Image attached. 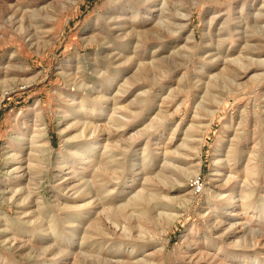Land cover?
<instances>
[{
  "label": "rangeland",
  "instance_id": "1",
  "mask_svg": "<svg viewBox=\"0 0 264 264\" xmlns=\"http://www.w3.org/2000/svg\"><path fill=\"white\" fill-rule=\"evenodd\" d=\"M261 2L0 0V264H264V67L236 73L243 92L255 90L246 96L205 88L225 59H242L245 42L264 62V40L250 39L242 22ZM242 6L249 9L238 20ZM178 9L188 16L160 46L152 35L158 17ZM227 33L232 37L217 51ZM192 41L194 51L183 48ZM169 57L161 76L144 70L134 78L141 62L156 66ZM145 87L151 88L145 111L112 129L106 141L113 104L128 105ZM213 92L225 95V102L204 130L197 158H184L188 167L200 161L197 175L185 184H160L164 150L186 152L182 141L192 138L184 134L196 135L206 122ZM168 94L173 97L165 100ZM159 109L164 120L117 154L122 171H102V164L97 169L111 141L124 145L155 121ZM235 131L237 171L230 173L224 156ZM252 150L260 154L255 181L244 173ZM95 174L101 176L93 179ZM9 180L21 189L13 199ZM93 180L104 186L102 203L87 193ZM242 189L251 191L246 209ZM140 194L137 206L126 204ZM173 209L179 214L171 222Z\"/></svg>",
  "mask_w": 264,
  "mask_h": 264
},
{
  "label": "bare ground",
  "instance_id": "2",
  "mask_svg": "<svg viewBox=\"0 0 264 264\" xmlns=\"http://www.w3.org/2000/svg\"><path fill=\"white\" fill-rule=\"evenodd\" d=\"M261 3H262V5H261V8L260 9L264 10V0H262ZM164 6H165V4H164ZM162 8H164V7H162ZM247 9H249V7H247V6H242L240 8V10H239L240 16L238 17V20H241L242 14ZM260 9L259 10H256L255 12L253 11V13H249L248 12L246 18H244V19L242 18V22H244L243 24H245L244 33L250 39H252V38H258V39L264 40V13L261 12ZM179 11L180 10L178 9L176 12H174V15H171L169 13L168 16L167 15L164 16L161 13V16L158 17V20H157L158 29H154L153 30L154 34H152V35H154V37H157L158 42L160 43V46L163 45V43L165 42V39L167 37H169V36H171L173 34H176V33H178L181 30L180 29L181 25H180V23H177V22H181V21H183V19L187 18L188 13L186 15H180L179 14ZM134 18H135V16H134ZM166 21L167 22H171V23H168L167 24V23H165ZM212 22H213V20L211 19L210 22H209L208 30H209L210 24ZM225 24L226 25L228 24V20L227 19H225L224 25ZM174 26L179 27L178 30H174L173 29ZM161 29L164 32H161ZM175 29H177V28H175ZM236 30H237V28L236 29L233 28V36H234ZM204 37H210V36H209V34H206ZM221 37H222V39H220L216 43V47H217L216 49H217V51L223 45L224 40L226 38L227 39H230V37H232V36L227 33L226 35H224V34L221 35ZM223 37H225V38H223ZM189 40H191V38H187V41H189ZM194 43L192 41V44H190V46L184 44L183 45V48H186L189 51H194L195 50V45H196V44L193 45ZM243 49H244V51H246V53L243 54V55H241ZM251 49L252 48H249L248 43L245 42V44H244L243 48L241 49V52H240V54L238 56V57L241 56L242 59L241 58H234L232 61H227L224 58L225 59V62H223V68H222L221 72L220 73H217L216 75H213L212 78H209L208 79V83L205 86V88L208 90L207 92H209V90H210L209 88L210 87L217 86L219 88L218 90L225 91L226 92V96L229 95L230 97L231 96H238L239 97L241 95H243V96L245 95L246 96L248 94L254 93L255 90L254 91H251L250 93H249V91L247 93L246 92H243L245 90L244 89V86L241 85V84H238L237 81H236V77H237L236 73L239 72L240 70L247 71L248 69H251L252 66H255V67L256 66H259V68H262V69L264 67V62H260L258 59H254L256 57L253 56L254 54L250 53L251 51H253ZM176 54L177 55H180V53H176ZM186 55H187V53H186ZM172 61H173V58L172 57H169L166 60H161L160 61L161 64L156 65V66H154V64H151L150 66H146L144 63H142L140 61L141 63L139 64V66H138V68L136 70L137 73L134 75V78L138 77V73H142L144 70H146V71H148V70L149 71L150 70H153V71L157 70L158 76H161L160 74H164L163 69H164L165 65H167V64L169 65L170 63H172ZM226 73L230 74L231 76H227ZM243 74H246V72H244ZM155 76H156V73H155ZM261 76H263V78H264V74H261ZM255 78H258V77H255ZM152 81L155 83L154 77H152L151 82ZM261 82H263V81L261 80ZM261 82H260V84H261ZM213 84H216V85H213ZM129 85H130L129 82H127V81L124 82L121 85V89L124 90L122 93H125V91H127L126 89H127V87H129ZM150 93H151V88L150 89H146V87H145V88H143L141 90V93L139 95L135 96L134 99L128 103V105L123 106V107L116 108L118 106V104H115V103L113 104V109L111 110L112 116H114L115 114H118V118L112 117V116L109 115L108 120H107L109 126H108V128L104 129L105 132H107V138L105 139L106 141H110L112 139V136H111V133L113 131L112 129L116 128V130H119V129L125 128L126 126H128V123L129 122H131L132 120H134L136 118V116H138L143 111L144 105L147 106V104H148V101H149L148 98H150V95H151ZM226 96L225 95H222L220 92H213L212 104L214 105V107H210L206 111L204 110L205 111V114H206V122L205 123H202V125H201L200 128H197L198 133L196 135H194V136L192 135V137H191L187 133L184 134L185 137L192 138L191 142H187V141L184 142V141H182L181 148L184 149V151H186L185 153L180 154L178 151L168 152L167 149L164 150V156L162 158L163 159V162H162L163 163V166L161 168V171L159 173H157V175H156L157 181H159L160 184L162 182V184L166 185L168 183H172L173 181L174 182L181 183V184H185V182H187L189 179H191L192 176L197 175L196 173L198 172V166H200L199 165V162L200 161H198V159H196L197 163L194 164V165H191V166L189 165V167H188L187 166L188 163L185 161L184 158H188L189 156H194V157L197 158V155L199 154V151H200L199 150L200 149V145H201V142L203 140V132L207 128V126L209 125V123L211 122V119H212L213 115L216 113V111L219 110L220 105H222L225 102L224 101V98ZM171 97H173V95L172 94H168L165 100L170 99ZM165 100H163L162 103H166ZM201 105H199L200 108H198V110H196V112H195V115L196 116L198 114L197 112L199 110H201L202 107H203ZM144 111H145V108H144ZM159 114L162 117L161 116L159 117ZM240 114L241 115H240L239 120H240V123L243 124L244 121H245V119H246V116L247 115H246V112L245 111H243V113H240ZM251 114L252 115H255V112L252 111ZM163 116L166 117L165 112L159 109V111L155 115V121H149L147 123V125H145L143 127V129L141 131H139V132L137 131L136 132V136L134 138L129 139V141H125L123 143L124 145H122V144H120L118 142H114V140L111 141L112 146H110L108 148H104V150H106L105 153H104V155H101V157L98 158L99 160L97 161V163H95V166L97 167V169L98 168L101 169L99 166L102 164L103 167H104V168H102V171L105 168L106 169H109V170L112 169V170H115V171H116V169H120L121 170L122 169V166H123L122 165L123 162L121 163L119 160H117L116 159V156H118L119 153H120V155H123V153L125 151H127V150L130 149V146L136 141L137 138H139L143 134L147 133L148 131L153 130L154 127L160 121H163L164 120ZM254 119L256 120V118H254ZM90 125L91 124L84 125V128L83 129L88 128ZM193 128H194L193 123H191L190 130H192ZM190 130H189V132H190ZM84 131L85 130H83V132ZM96 132H98V131L93 130L92 131V134H94ZM239 139H240V136L237 133V131H235L234 136H233V141L231 140V142H230V144L228 146V150L226 151V155L224 156L225 157L226 164L227 165L230 164V166H228V167H230V169H229L230 173H232V170L233 171H237L236 162H237V157H238V154H239ZM259 155H260L259 154V150L258 151L252 150L251 155H250L249 159L247 160V164L244 167L245 179H247V180L248 179H251V180L255 181L256 178H257V176L259 175L260 169L258 168V165H257V158L259 157ZM92 156H93V154H92ZM218 162H219V164L217 163V167H221L222 166L220 164L221 162L220 161H218ZM252 162H253V164H252ZM143 163H144V161H143ZM19 169H20V167H17L15 169V171L18 173ZM28 169H29V166H28ZM100 176H101L100 174H95L94 177H93V179H95L96 177H100ZM198 179L199 178L196 177V179H194V181L192 183V185L194 186V190H192V192H194V193H195V187H198L199 186L198 185L199 184L198 183L199 182ZM229 182L230 181H228L227 184ZM9 185L10 186H13L12 189H11V194H12L11 196L12 197L10 198V199H13V196L15 194H18V193L21 192V189L18 188V185H19L18 184V181L9 180ZM226 186L227 185L225 184L224 187H226ZM103 187H97V181H94L93 180L91 190H89V192H87V193L90 194V197H92L93 200H95V202L102 203L101 199H99V195L98 194L101 193ZM150 187H152V186H150ZM153 187L155 188V185ZM87 191H88V189H87ZM241 191L243 192V194L245 193L241 197L242 200H243V202L241 203V207H242V209H246L247 208V199L249 197L248 194L249 193L251 194V191H247V190H244V189H242ZM160 193L162 195H164V196L166 195V197H168V195H169L168 191H162L161 190ZM81 195H83V194H81ZM141 197H142L141 194L140 195H137V196H135L133 198L132 201L130 200L131 201L130 203H126V204H128V205L131 204V205L137 206V203H138L139 200H141ZM102 199H104V198H102ZM143 199L147 200L145 197L142 198V201H143ZM89 204H92V203L89 202L88 205ZM208 205L214 207L215 210H217V208L215 207L216 204L214 202L211 203V204L209 202ZM230 209L231 208H228L230 214H233L232 213V212H234L233 209H231V210ZM169 212H170L169 218H170V221L172 222L174 220L175 216H177L179 213L177 214L174 211V209L173 210H170ZM229 216H231V215H229Z\"/></svg>",
  "mask_w": 264,
  "mask_h": 264
},
{
  "label": "built area",
  "instance_id": "3",
  "mask_svg": "<svg viewBox=\"0 0 264 264\" xmlns=\"http://www.w3.org/2000/svg\"><path fill=\"white\" fill-rule=\"evenodd\" d=\"M197 189V188H196ZM196 192V191H195Z\"/></svg>",
  "mask_w": 264,
  "mask_h": 264
}]
</instances>
